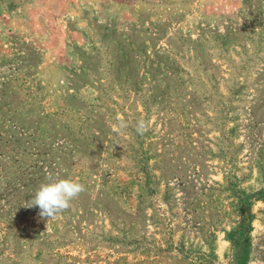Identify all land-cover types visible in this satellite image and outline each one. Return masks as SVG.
Returning <instances> with one entry per match:
<instances>
[{
	"label": "rangeland",
	"instance_id": "374dc122",
	"mask_svg": "<svg viewBox=\"0 0 264 264\" xmlns=\"http://www.w3.org/2000/svg\"><path fill=\"white\" fill-rule=\"evenodd\" d=\"M0 264H264V0H0Z\"/></svg>",
	"mask_w": 264,
	"mask_h": 264
},
{
	"label": "clouds",
	"instance_id": "9594fccd",
	"mask_svg": "<svg viewBox=\"0 0 264 264\" xmlns=\"http://www.w3.org/2000/svg\"><path fill=\"white\" fill-rule=\"evenodd\" d=\"M126 127L124 122L119 125ZM147 130L146 122L141 119L136 122V131L143 135ZM84 190V186L72 178L49 179L42 183L34 192L29 207L36 205L40 209L41 217L55 218L61 211L67 209L72 199Z\"/></svg>",
	"mask_w": 264,
	"mask_h": 264
},
{
	"label": "trees",
	"instance_id": "16d2710c",
	"mask_svg": "<svg viewBox=\"0 0 264 264\" xmlns=\"http://www.w3.org/2000/svg\"><path fill=\"white\" fill-rule=\"evenodd\" d=\"M243 233H241L239 236H235V243L237 245H240L242 243V240H243ZM241 239V240H240Z\"/></svg>",
	"mask_w": 264,
	"mask_h": 264
}]
</instances>
